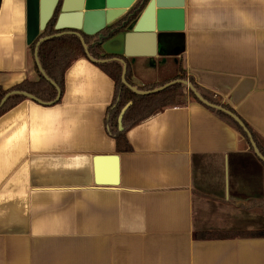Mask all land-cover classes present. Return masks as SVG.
I'll return each mask as SVG.
<instances>
[{"label": "crops", "instance_id": "1", "mask_svg": "<svg viewBox=\"0 0 264 264\" xmlns=\"http://www.w3.org/2000/svg\"><path fill=\"white\" fill-rule=\"evenodd\" d=\"M183 2L182 30L155 55L116 54L113 38L106 48L138 88L182 68L264 144V0ZM26 25V0H0L3 89L37 76ZM114 92L82 56L57 102L26 98L0 116V264H264V237H195L264 229V215L240 207L264 200L250 142L186 93L130 128V150L117 152L105 125ZM114 155L116 185L97 184L112 163L96 157Z\"/></svg>", "mask_w": 264, "mask_h": 264}, {"label": "trees", "instance_id": "2", "mask_svg": "<svg viewBox=\"0 0 264 264\" xmlns=\"http://www.w3.org/2000/svg\"><path fill=\"white\" fill-rule=\"evenodd\" d=\"M147 1L148 0H138L132 7H130V9L127 10L125 14H123L120 18H118L111 24L107 25L98 33L94 35L82 34L90 55L97 60H106L97 62V65L114 82V98L111 105L107 109L105 125L109 135L115 142V149L117 152H127L130 150L131 147L126 137V133L130 128L134 127L150 115L166 107L178 105L180 102V98L184 96V91L186 89L185 86L181 83H173L168 85L164 89L154 93L146 95L136 94L132 92L127 86H125L121 81L123 68L122 63L118 60H112L111 58L113 57V54L106 52L103 48V44L107 40L127 31L128 26L138 17ZM55 20L56 12L49 19L44 30L41 31L38 37L30 43V49L32 53H34L35 44L40 37L53 35L58 32L54 28ZM37 55L40 65L45 74L59 88L60 96L63 92L65 71L75 59L86 56L79 38L74 34H62L42 41L38 46ZM34 67L37 72L36 78L25 79L7 89H3L2 87H0V100L7 92L12 90L30 93L37 99L45 103L54 100L57 95L55 86L42 76L36 64ZM125 79L129 84L134 85L131 80V72L128 64L126 65ZM175 79L188 80L206 100L211 103L221 105L224 108L235 113V111L230 106L222 105L216 97L201 88L192 77L186 75L185 71L182 68H179L177 74H175L171 79L147 84L139 87V89H153ZM188 95L190 96V98L196 100L197 102H200L191 91H188ZM25 99L26 97L22 94L10 95L0 105V116ZM129 102L130 105L122 115L120 127L118 121L119 114L122 108ZM204 106L223 120L235 126L241 136L249 143L246 133L229 115L212 107L206 105ZM245 125L247 126L249 132L252 134L259 152L264 156V144H262L260 139L246 123ZM240 207L250 212L264 215V200H251L245 205H241ZM195 237L199 239H221L228 237H264V229L250 231H204L195 233Z\"/></svg>", "mask_w": 264, "mask_h": 264}, {"label": "water", "instance_id": "3", "mask_svg": "<svg viewBox=\"0 0 264 264\" xmlns=\"http://www.w3.org/2000/svg\"><path fill=\"white\" fill-rule=\"evenodd\" d=\"M27 1V25H26V38L27 43L34 41L41 31L44 30L49 19L56 12V20L54 28L58 31L53 35L40 37L34 48V60L35 64L44 78L50 81L57 90V95L54 100L50 102H42L30 93L24 91H9L0 100V105L13 94H22L26 98L35 100L39 103L52 104L59 100L60 91L55 83L49 79V77L43 71L40 62L38 60V46L39 44L53 36H59L62 34H74L76 35L83 48L85 55L94 61L102 62L105 59H95L88 52L87 45L84 42L82 34L94 35L105 28L107 25L114 22L116 19L126 13L135 0H26ZM183 0H148L141 14L135 19L129 26L128 31L120 33L113 37V40H119L120 49L116 54H123L126 57L135 56H148L155 55L156 45L157 51L160 49L163 39L169 36L172 32L181 31L183 26ZM112 39V38H111ZM110 40V39H109ZM156 44V45H155ZM103 48L106 52L112 54L111 50L106 48V44H103ZM112 60H118L122 63V75L121 81L132 92L140 95H146L160 91L173 83H181L186 87L188 91H191L195 97L204 105L212 107L216 110H220L229 115L246 133L247 138L251 144V147L255 155L264 163V156L259 152L258 147L242 120L232 111L224 108L221 105L214 104L206 100L186 79L171 80L161 86H157L153 89L143 90L138 87L129 84L125 79L126 64L120 58H111ZM130 102L126 104L118 117L119 126L121 127V119ZM96 162L109 160L111 164L112 178L105 181L101 178L96 179L97 184H111L116 185L118 177V156H110V158L96 157Z\"/></svg>", "mask_w": 264, "mask_h": 264}, {"label": "rangeland", "instance_id": "4", "mask_svg": "<svg viewBox=\"0 0 264 264\" xmlns=\"http://www.w3.org/2000/svg\"><path fill=\"white\" fill-rule=\"evenodd\" d=\"M186 88V87H185ZM186 93H188V90L187 89H185V91H184V94H186Z\"/></svg>", "mask_w": 264, "mask_h": 264}]
</instances>
